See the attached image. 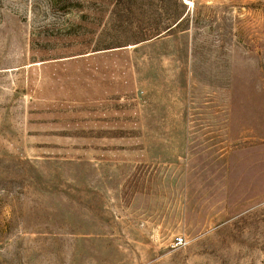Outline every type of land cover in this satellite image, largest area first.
<instances>
[{
  "label": "rangeland",
  "instance_id": "rangeland-1",
  "mask_svg": "<svg viewBox=\"0 0 264 264\" xmlns=\"http://www.w3.org/2000/svg\"><path fill=\"white\" fill-rule=\"evenodd\" d=\"M0 264H264V0H0Z\"/></svg>",
  "mask_w": 264,
  "mask_h": 264
},
{
  "label": "bare ground",
  "instance_id": "bare-ground-1",
  "mask_svg": "<svg viewBox=\"0 0 264 264\" xmlns=\"http://www.w3.org/2000/svg\"><path fill=\"white\" fill-rule=\"evenodd\" d=\"M186 3H190L189 1H186Z\"/></svg>",
  "mask_w": 264,
  "mask_h": 264
},
{
  "label": "trees",
  "instance_id": "trees-1",
  "mask_svg": "<svg viewBox=\"0 0 264 264\" xmlns=\"http://www.w3.org/2000/svg\"><path fill=\"white\" fill-rule=\"evenodd\" d=\"M177 26H178V24H177Z\"/></svg>",
  "mask_w": 264,
  "mask_h": 264
}]
</instances>
